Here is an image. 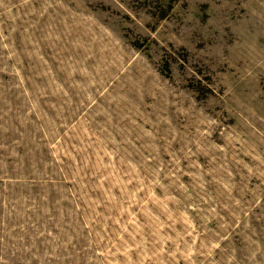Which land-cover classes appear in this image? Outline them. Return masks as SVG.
I'll return each mask as SVG.
<instances>
[{
	"label": "rangeland",
	"instance_id": "obj_1",
	"mask_svg": "<svg viewBox=\"0 0 264 264\" xmlns=\"http://www.w3.org/2000/svg\"><path fill=\"white\" fill-rule=\"evenodd\" d=\"M0 264H264V0H0Z\"/></svg>",
	"mask_w": 264,
	"mask_h": 264
}]
</instances>
